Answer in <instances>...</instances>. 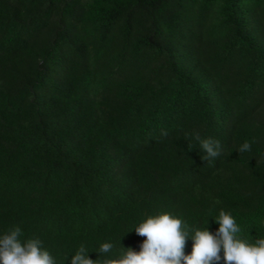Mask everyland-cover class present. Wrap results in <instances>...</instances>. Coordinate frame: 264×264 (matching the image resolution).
I'll return each instance as SVG.
<instances>
[{
	"label": "trees",
	"instance_id": "trees-1",
	"mask_svg": "<svg viewBox=\"0 0 264 264\" xmlns=\"http://www.w3.org/2000/svg\"><path fill=\"white\" fill-rule=\"evenodd\" d=\"M221 210L264 238V0H0V237L100 264L169 213L189 255Z\"/></svg>",
	"mask_w": 264,
	"mask_h": 264
},
{
	"label": "clouds",
	"instance_id": "clouds-1",
	"mask_svg": "<svg viewBox=\"0 0 264 264\" xmlns=\"http://www.w3.org/2000/svg\"><path fill=\"white\" fill-rule=\"evenodd\" d=\"M195 139L205 153L203 160L214 159L220 155L221 145L212 138ZM251 145L245 142L239 152L250 151ZM219 228L212 234L207 230H195L191 254L185 255L188 232L183 230L181 219L169 213L149 216L135 228L138 236L146 237L136 252L128 248L119 258H105L100 264H264V238L254 243L239 238L240 228L230 213L221 210L215 219ZM21 229L15 227L0 237V264H55L50 253L43 249L39 239H29L22 243ZM113 245L103 243L97 253L99 256L111 252ZM223 252V257H221ZM98 260V259H97ZM88 258L86 248L81 245L69 264H97Z\"/></svg>",
	"mask_w": 264,
	"mask_h": 264
}]
</instances>
